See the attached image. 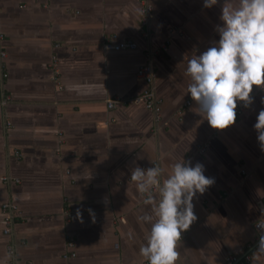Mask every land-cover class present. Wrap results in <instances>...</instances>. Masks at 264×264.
<instances>
[{"label": "crops", "instance_id": "1", "mask_svg": "<svg viewBox=\"0 0 264 264\" xmlns=\"http://www.w3.org/2000/svg\"><path fill=\"white\" fill-rule=\"evenodd\" d=\"M141 1L0 0V264H146L139 248L155 216L131 169L154 162L166 178L183 158L214 182L193 198L196 219L175 264H220L229 254L264 264L254 229L264 218V152L252 127L264 89L253 85L233 124L210 126L185 69L219 38V5L145 0L142 24ZM108 39L136 48L107 50ZM145 62L155 71L154 111L127 101L145 87L136 76ZM111 98L126 103L107 107ZM3 201L18 208L7 234ZM145 213L153 221L138 219Z\"/></svg>", "mask_w": 264, "mask_h": 264}, {"label": "clouds", "instance_id": "2", "mask_svg": "<svg viewBox=\"0 0 264 264\" xmlns=\"http://www.w3.org/2000/svg\"><path fill=\"white\" fill-rule=\"evenodd\" d=\"M215 5L220 7V23L214 25L219 38L192 56L185 71L191 77L187 92L196 102V112L213 128L223 129L236 120L238 102L245 107L251 105L253 85L264 89V0H238L236 4L232 0H202L204 8ZM252 127L264 152V107L257 112ZM162 173L163 169L153 162L147 168L135 166L130 175L155 216L146 243L139 248L148 264H175L177 241L196 219L193 198L214 182L204 174L201 162L192 164L184 158L171 166L166 178ZM87 210L92 213L91 208ZM138 219L151 222L153 215L145 213ZM256 227L261 230L257 249L264 253V220Z\"/></svg>", "mask_w": 264, "mask_h": 264}, {"label": "built area", "instance_id": "3", "mask_svg": "<svg viewBox=\"0 0 264 264\" xmlns=\"http://www.w3.org/2000/svg\"><path fill=\"white\" fill-rule=\"evenodd\" d=\"M151 13V5L145 1L142 0L141 1V6H140V15H141V23L144 24L148 18V16ZM104 48L107 50H122V49H134L136 48V43L132 40H128V39H124V40H119V41H115L112 39H108L107 41H105V43L103 44ZM0 56L3 57L4 56V52L0 51ZM52 79L56 80L57 77V73H58V69L56 66V59L53 57L52 59ZM3 76L6 75V73L2 74ZM136 76L141 79L144 84L145 87L142 89V91L140 92V94L132 99L127 100L128 102H142V104L145 106V108H147L148 110H155V105L158 101V99L156 98L155 94H154V90H153V81L155 78V71L153 69V66L150 62H145L141 65L138 66L137 70H136ZM9 96H6L2 102L5 103L7 100H9ZM126 103V100L124 99H120V98H111L108 99L106 104L107 107H113L116 104H124ZM189 103V100L186 101V104ZM244 105L243 102H238V106L236 109L237 112V116L239 114L242 113V111L244 110ZM9 124V122L7 123ZM205 148L202 146L199 148V152L202 153L204 152ZM15 155L18 156V153L15 151ZM7 177L1 176V180H6ZM15 181H18L17 178H14ZM155 188H153L152 190H154ZM1 210L4 212L5 216H4V222H5V226L3 228V232L5 234L9 233L10 231V225L12 223L13 220V216L14 214L17 212L18 208L17 205L9 202V201H3L1 203ZM67 215L70 217V213ZM264 220V218L258 219L254 222V229L257 232V234H261V230L259 228L256 227V223H258L259 221ZM67 245L69 247H71L73 245V241H68ZM75 253L74 252H70L69 256H74ZM250 260V256L249 254H243L242 257H240L239 255H235V254H229L227 256L224 257L223 261L220 264H237L238 262H240L241 264H244L245 262H248ZM146 264H148V261L146 260Z\"/></svg>", "mask_w": 264, "mask_h": 264}]
</instances>
